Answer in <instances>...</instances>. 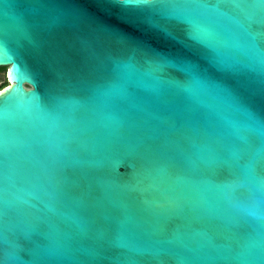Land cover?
I'll use <instances>...</instances> for the list:
<instances>
[{
	"label": "water",
	"instance_id": "obj_1",
	"mask_svg": "<svg viewBox=\"0 0 264 264\" xmlns=\"http://www.w3.org/2000/svg\"><path fill=\"white\" fill-rule=\"evenodd\" d=\"M0 264H264V0H0Z\"/></svg>",
	"mask_w": 264,
	"mask_h": 264
},
{
	"label": "rangeland",
	"instance_id": "obj_2",
	"mask_svg": "<svg viewBox=\"0 0 264 264\" xmlns=\"http://www.w3.org/2000/svg\"><path fill=\"white\" fill-rule=\"evenodd\" d=\"M6 72L7 66L4 69H0V87L7 84Z\"/></svg>",
	"mask_w": 264,
	"mask_h": 264
},
{
	"label": "trees",
	"instance_id": "obj_3",
	"mask_svg": "<svg viewBox=\"0 0 264 264\" xmlns=\"http://www.w3.org/2000/svg\"><path fill=\"white\" fill-rule=\"evenodd\" d=\"M4 68H6V66H0V69H4ZM6 85V84H5Z\"/></svg>",
	"mask_w": 264,
	"mask_h": 264
},
{
	"label": "flooded vegetation",
	"instance_id": "obj_4",
	"mask_svg": "<svg viewBox=\"0 0 264 264\" xmlns=\"http://www.w3.org/2000/svg\"><path fill=\"white\" fill-rule=\"evenodd\" d=\"M3 86H5V85H3ZM3 86H1L0 89H1Z\"/></svg>",
	"mask_w": 264,
	"mask_h": 264
},
{
	"label": "snow or ice",
	"instance_id": "obj_5",
	"mask_svg": "<svg viewBox=\"0 0 264 264\" xmlns=\"http://www.w3.org/2000/svg\"><path fill=\"white\" fill-rule=\"evenodd\" d=\"M123 2V0H121V3Z\"/></svg>",
	"mask_w": 264,
	"mask_h": 264
}]
</instances>
